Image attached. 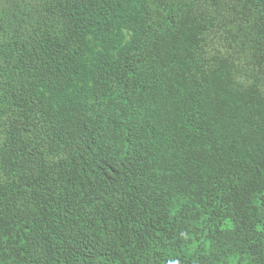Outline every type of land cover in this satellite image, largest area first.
<instances>
[{"label":"trees","instance_id":"1","mask_svg":"<svg viewBox=\"0 0 264 264\" xmlns=\"http://www.w3.org/2000/svg\"><path fill=\"white\" fill-rule=\"evenodd\" d=\"M0 264H264V0H0Z\"/></svg>","mask_w":264,"mask_h":264}]
</instances>
